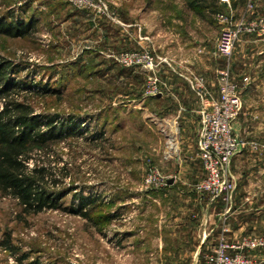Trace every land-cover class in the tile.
Wrapping results in <instances>:
<instances>
[{"label": "rangeland", "instance_id": "1", "mask_svg": "<svg viewBox=\"0 0 264 264\" xmlns=\"http://www.w3.org/2000/svg\"><path fill=\"white\" fill-rule=\"evenodd\" d=\"M218 1L222 12L233 14L235 21L245 15L247 1L237 7H233L236 0H229V5ZM189 2L89 0L81 4L77 0H0V25L13 23L30 28L34 23L24 36L0 31V57L15 68L12 78L20 84L15 87L20 101L31 102L36 114H58L64 120L73 116L80 125L78 134L55 144V155L50 156L55 176L63 178L62 187L73 190L60 201L61 208L25 215L16 200L0 195V264H19L17 259L24 254L29 259L22 264L179 261L166 258V253L165 258L159 257L155 252L159 243L150 239L152 225L168 224L170 220L162 192L169 183L160 189L144 184L151 167L169 181L175 179L172 170L181 163L174 162L178 159L175 142L169 149L166 141L172 140L170 136L176 132L162 129L163 122L154 116L158 107L146 94L147 72L140 67H124L118 56L141 50L157 56L149 43L137 47L130 24L142 11L150 10L152 3L163 17H147L149 25L158 17L167 27V14L175 13L187 22ZM256 5L253 15L264 14V0H256ZM151 29L145 33L150 35ZM218 32L220 35V28ZM249 37L252 40L248 52L254 66L249 67L247 76L248 84L253 85L254 97L250 101L255 109L245 116V126L236 127L243 114L244 92L239 89L242 105L233 128L243 146L226 175L234 184L233 192L237 188L254 190L247 196V203L254 202V207L258 202L264 205V195L256 194L264 190V41ZM146 38L144 41L148 42ZM245 38L248 35L237 41L233 56ZM167 150L170 154L165 155ZM76 194L96 200L92 214L95 222L107 215L112 219H102L96 225L71 213L70 208L80 206ZM225 209L229 213L230 209ZM9 239L18 248L16 253L6 249ZM253 257L255 264H264V250L255 251Z\"/></svg>", "mask_w": 264, "mask_h": 264}, {"label": "crops", "instance_id": "2", "mask_svg": "<svg viewBox=\"0 0 264 264\" xmlns=\"http://www.w3.org/2000/svg\"><path fill=\"white\" fill-rule=\"evenodd\" d=\"M216 4H220L218 0ZM158 10L152 3L150 10L142 11L130 25L134 27L131 31L137 47L149 43L164 60L158 70L161 91L149 98L158 107L154 116L158 122H163L162 129L176 132L170 136L173 137L171 142L166 141V146L170 149L172 141L175 142L178 159L174 162L181 165L172 170L175 179L162 190L170 220L168 224L152 225L150 239L159 243L155 250L159 257L166 253V258L179 260L174 264H204L221 238L234 243L245 236L264 234V205L258 202L253 207L254 202L247 203V196L254 190L237 188L232 200L225 203L222 198L214 199L194 188L195 182L202 180L205 173L198 154L202 100L193 89V79L201 78L210 96L218 99L219 73L228 70L232 81L244 92L242 119L238 118L236 127L245 126V116L255 109L250 101L254 97L253 85L248 84L247 76L249 67L254 66L248 52L252 37L245 38L234 56L226 60L216 54L219 26L209 10L197 11L189 6L187 22L175 13L167 14V27L158 17L149 25L145 21L147 17H163ZM148 29L152 31L150 35L146 34ZM141 37H147L148 42L144 38L138 41ZM165 153L170 154V150ZM262 192L264 190H259L256 194L264 195ZM225 208L230 209L229 213Z\"/></svg>", "mask_w": 264, "mask_h": 264}, {"label": "built area", "instance_id": "3", "mask_svg": "<svg viewBox=\"0 0 264 264\" xmlns=\"http://www.w3.org/2000/svg\"><path fill=\"white\" fill-rule=\"evenodd\" d=\"M87 4L89 0H77ZM229 5V0H220ZM245 15L235 21L233 14L219 12L215 21L220 28L216 45V54L222 58L231 59L237 41L243 35L256 36L264 41V14H255L256 0H246ZM250 12V15H249ZM252 15V17H250ZM120 63L127 68L140 67L147 72L146 94L156 96L161 91V81L158 70L163 59L146 50L125 52L118 56ZM220 96L215 99L210 96L201 78L193 79V89L202 100L199 110L200 133L198 154L205 171V177L194 184L200 193H206L212 198H222L228 203L234 190V184L228 180L226 170L233 157L238 153L243 143L236 136L233 122L241 110V95L239 87L231 79L228 70L219 73ZM169 179L151 167L146 174V186L164 188ZM264 250V236H245L231 243L221 238L212 249V254L206 257L204 264H255L253 254Z\"/></svg>", "mask_w": 264, "mask_h": 264}, {"label": "trees", "instance_id": "4", "mask_svg": "<svg viewBox=\"0 0 264 264\" xmlns=\"http://www.w3.org/2000/svg\"><path fill=\"white\" fill-rule=\"evenodd\" d=\"M216 1L190 0L189 6L197 11L209 10L216 15L223 11ZM245 1L236 0L233 7L245 5ZM33 26L34 23L30 28L20 24L15 26L13 23L7 26L1 24L0 31L24 36L25 31ZM14 70L10 61L0 57V195L16 200L25 215L57 210L62 206L60 201L73 190L62 187L63 178L55 176L50 156L55 155V144L78 134L80 125L73 116L64 120L58 114H36L31 102L20 101V93L15 90L20 84L12 78ZM103 136L104 134L101 137ZM74 197L78 199L80 206L70 208L69 211L95 222L92 214L96 209V200L87 199L82 194ZM112 217L107 215L102 219L109 221ZM102 219L95 224H100ZM5 245L13 253L18 250L10 239ZM28 259V254H24L17 261L22 264ZM26 264L40 262L30 261Z\"/></svg>", "mask_w": 264, "mask_h": 264}, {"label": "water", "instance_id": "5", "mask_svg": "<svg viewBox=\"0 0 264 264\" xmlns=\"http://www.w3.org/2000/svg\"><path fill=\"white\" fill-rule=\"evenodd\" d=\"M171 182V181H170Z\"/></svg>", "mask_w": 264, "mask_h": 264}]
</instances>
